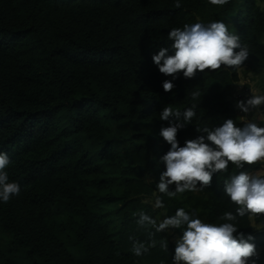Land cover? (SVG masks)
Instances as JSON below:
<instances>
[{
    "label": "trees",
    "instance_id": "16d2710c",
    "mask_svg": "<svg viewBox=\"0 0 264 264\" xmlns=\"http://www.w3.org/2000/svg\"><path fill=\"white\" fill-rule=\"evenodd\" d=\"M0 0V152L19 195L0 203V264H171L180 229L141 228L140 211L162 220L178 208L207 211L206 223H222L236 205L224 194L231 175H264L261 161L213 175L208 187L177 197L158 193L150 174L170 145L159 135L164 107L196 116L177 132L183 146L200 128L233 119L232 99L254 62L264 67V0ZM223 21L249 56L239 67L205 69L172 80L152 56L184 25ZM199 91L193 100L191 93ZM261 95H264L262 88ZM264 117V106L259 109ZM170 119H173L170 117ZM173 122L174 119H173ZM174 187V186H170ZM160 196L165 207L154 209ZM251 219L264 230V214L238 217V231L254 237L257 264H264ZM142 256L134 241L147 245ZM168 244V251L160 247Z\"/></svg>",
    "mask_w": 264,
    "mask_h": 264
},
{
    "label": "clouds",
    "instance_id": "9594fccd",
    "mask_svg": "<svg viewBox=\"0 0 264 264\" xmlns=\"http://www.w3.org/2000/svg\"><path fill=\"white\" fill-rule=\"evenodd\" d=\"M208 2L224 5L228 0ZM180 6V0H175V7ZM167 39L172 41L171 45L160 48L152 56L158 71L172 77V80L165 79L162 82L165 92L173 89V81L181 74L191 79L205 69L215 70L222 65L239 67L250 54L249 49L241 44L239 36L230 32L223 21L186 24L182 29L172 28L167 32ZM200 95L199 91L191 93L193 100ZM196 106L192 104L182 112L164 107L159 115L160 120L168 121V126L162 127L159 135L170 148L160 157L164 171L155 183V188L158 193L170 198L186 191L194 192L208 187L213 175L226 171L229 162L240 169L245 164L252 165L264 160V126L251 120L242 126H237L231 118L211 129L196 126V131L204 134L186 140L180 146L177 132L192 124ZM235 106L245 114L253 109H261L264 106V95L253 92L246 100L237 101ZM245 119L241 116L242 121ZM257 119L264 120L260 110ZM9 164L7 153L0 152V203H7L12 196L20 193V185L9 180L6 171ZM223 192L237 207L235 213L225 212L220 217L224 221L222 223L202 222L183 208H178L174 215H165L159 222L140 211L136 223L141 228L151 227L157 233L180 229L171 264H257L258 250L252 242L254 237L238 231L237 219L246 215L251 217L264 214V175H250L247 171H240L224 182ZM152 207H165L160 196H156ZM155 245V240H150L147 245L142 241H134L131 252L139 257ZM160 247L168 251L167 243H161Z\"/></svg>",
    "mask_w": 264,
    "mask_h": 264
},
{
    "label": "rangeland",
    "instance_id": "374dc122",
    "mask_svg": "<svg viewBox=\"0 0 264 264\" xmlns=\"http://www.w3.org/2000/svg\"><path fill=\"white\" fill-rule=\"evenodd\" d=\"M239 74L241 78L239 83L241 85L244 84L249 87L252 94L254 92L256 95H261L262 88H264V67L262 65L254 62V68L249 71H246L244 66L239 67ZM154 170V173L149 176L150 181H156V179L159 180L160 175L158 167L156 166ZM160 214L161 217L166 215L164 211H161ZM199 215V219L206 223L209 213L207 211H199ZM253 225L255 226V231L261 229L257 226V223L253 222ZM257 237L260 244H264V230L257 232Z\"/></svg>",
    "mask_w": 264,
    "mask_h": 264
},
{
    "label": "built area",
    "instance_id": "2783aa9c",
    "mask_svg": "<svg viewBox=\"0 0 264 264\" xmlns=\"http://www.w3.org/2000/svg\"><path fill=\"white\" fill-rule=\"evenodd\" d=\"M250 96H251V91L249 87L245 86L244 84L241 85L240 83L235 84L234 91L232 94V99L235 105L237 101H244ZM236 109H237V114L240 120H241V116L246 118L243 121L241 120L242 122H247L248 120H251V121L258 123L259 126H264V120L257 119V114H259V109L258 110L253 109L247 114L241 112L238 108ZM261 162L264 166V160H261Z\"/></svg>",
    "mask_w": 264,
    "mask_h": 264
},
{
    "label": "crops",
    "instance_id": "0c3cea01",
    "mask_svg": "<svg viewBox=\"0 0 264 264\" xmlns=\"http://www.w3.org/2000/svg\"><path fill=\"white\" fill-rule=\"evenodd\" d=\"M253 222H255V221H254L253 219H251V224H252L253 228L255 229V226L253 225ZM255 223H257V222H255ZM257 226H258L259 228L262 227L260 223H257ZM260 231H262V229L258 230L257 232H260Z\"/></svg>",
    "mask_w": 264,
    "mask_h": 264
}]
</instances>
